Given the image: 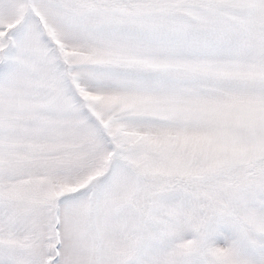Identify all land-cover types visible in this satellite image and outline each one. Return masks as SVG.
<instances>
[{
    "label": "snow or ice",
    "instance_id": "obj_1",
    "mask_svg": "<svg viewBox=\"0 0 264 264\" xmlns=\"http://www.w3.org/2000/svg\"><path fill=\"white\" fill-rule=\"evenodd\" d=\"M0 264H264V0H0Z\"/></svg>",
    "mask_w": 264,
    "mask_h": 264
}]
</instances>
